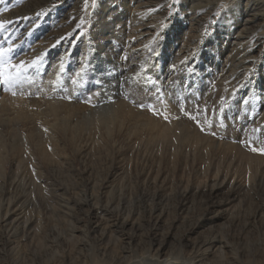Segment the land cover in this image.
Here are the masks:
<instances>
[{"label": "rangeland", "instance_id": "obj_1", "mask_svg": "<svg viewBox=\"0 0 264 264\" xmlns=\"http://www.w3.org/2000/svg\"><path fill=\"white\" fill-rule=\"evenodd\" d=\"M36 1L13 0L8 8L13 13H7V9L6 14L14 17L18 10L29 11L37 6ZM140 2L141 8L149 6L150 10L145 12L147 15L141 14L139 21L123 13L121 8L114 12L108 7L120 6L121 0H56V3L51 0L36 13H44V20L37 25L43 32L31 45L27 44L24 58H29L32 52L29 47L41 46L52 37L48 33L50 22L56 30L70 34L66 39L54 41L44 64L39 66L41 73H53L52 78L35 80L27 75L25 80L29 81L24 80L12 89L16 95L0 85V159H3L0 160L3 163V169L0 168V264H156L157 257L188 264L193 253L197 258L204 257L206 264H264V219L257 216L254 221H247L256 205L264 206V155L249 163L251 148L257 147L256 136L264 135V104L257 92L261 84H253L250 74L247 78L235 77L229 68L230 58H226L230 48L228 45L220 48L222 41L230 38L225 37V32L235 28L238 18L254 14L256 22L239 40L245 48L255 47L254 54L264 59V0ZM208 6L211 9L208 15L203 14L201 26L193 30L196 24L192 23L189 28L191 19H186V14L193 10L203 13ZM111 10L113 14L108 15ZM161 10H168V14L157 23L155 18ZM25 16L29 20L32 15ZM255 26H260V30ZM169 28L178 32L175 44L168 38ZM60 31L56 32L60 34ZM130 36L133 41H128L129 47H137V59L146 56L139 50L150 49L149 56L155 61H149L163 72V83L159 81L156 87L149 84L153 83V75H148L143 66L132 75L117 74L118 64L114 61L122 57L123 39ZM184 39L188 40L190 56L171 78L168 73L175 65L174 56ZM80 50L84 51L82 57ZM59 51H62L60 55ZM154 53H157L155 57ZM119 60L120 66L128 62L126 58ZM22 98L27 105L24 109L29 108V113L16 111ZM54 98L63 100L60 102L64 104L71 103L70 108L54 112L47 105ZM119 98L128 100L129 113L125 114L129 116L123 125L113 123V128L109 109ZM165 102L173 108L169 109ZM89 105L98 108L91 109ZM149 106L160 114H167L171 121L165 120L164 114H154ZM156 115L164 119L162 124ZM149 117L159 120L155 126L167 129L164 130L168 135L155 126L152 128ZM175 121L178 122L174 124ZM144 122L146 127L140 125ZM201 124L206 136L200 129ZM171 134L178 135L176 141ZM55 138L59 147L52 145ZM47 156H53L54 160H47ZM61 156L68 157L64 160ZM249 170L250 176L246 175ZM224 172L239 174L242 182L225 212L215 206L226 198L227 188H215V191L210 188L220 184L219 177ZM212 208L213 212H209ZM205 212L220 215L221 219L199 227ZM192 228L196 231L188 235ZM217 239L221 247L215 252L209 251V243Z\"/></svg>", "mask_w": 264, "mask_h": 264}, {"label": "bare ground", "instance_id": "obj_2", "mask_svg": "<svg viewBox=\"0 0 264 264\" xmlns=\"http://www.w3.org/2000/svg\"><path fill=\"white\" fill-rule=\"evenodd\" d=\"M20 1V0H19ZM49 1H51V0H38V1H36V3H35V5H37V6H34L32 9H30L29 11H24L23 10V13L20 11V10H18L17 12H16V15H14V17L13 16H10L9 14L10 13H13V12H11L8 8H9V6H11V4L13 3V0H4V3L3 4H0V20H6V21H11V24H9L8 25V29H7V32L6 33H4V34H0V40H2L3 38H4V36L5 35H8L9 36V38L12 40V42L13 43H15V44H17V45H19V47L16 49V53H18V54H14V56H13V62L15 63V62H18L20 59H24V60H31L34 56H36V55H39L40 53H42V52H45L46 50L47 51H49L50 49V46L51 45H53L54 46V41H56L57 39H61L62 37L63 38H67L68 37V35L70 34L69 32H62V31H60L59 29L58 30H56V27H54L53 26V24H52V22H50V30H51V32H48V33H52L51 35H52V37L50 38L49 36V40H47L46 41V43L45 44H43V45H41V46H31V47H29V50H31L30 52H31V54H30V56H29V58H24V52L26 51V49H28V47H27V44H30L31 45V43L36 39V38H38L39 36H41V34H42V28H40L39 26V23H41V21H43L44 19H43V17H44V13L43 14H36L40 9H41V7L43 6V5H45L47 2H49ZM55 1V3H56V0H54ZM33 2V1H32ZM127 2H128V4H127ZM61 3V2H60ZM59 3V4H60ZM143 3V2H142ZM193 3V2H192ZM52 4V3H51ZM51 4H49V5H51ZM140 4H141V2H140V0H138V2L136 1V0H121V4H120V6L119 5H114V6H108L110 9H112V10H115L114 12H117V10H119L120 8L122 9V11H123V13H128L127 15L129 16V17H136L137 19H138V17H140L141 16V14H146L147 15V13H145V12H147V10H150L148 7H140ZM144 4V3H143ZM167 4V3H166ZM21 5V4H20ZM23 5V4H22ZM27 5V4H26ZM55 5V4H54ZM157 5V4H156ZM165 5V4H164ZM167 5H169V4H167ZM194 5V4H193ZM200 4H198V6H199ZM247 5V3L245 4V6ZM24 6V5H23ZM28 6V5H27ZM87 6H88V4H87ZM30 7V6H29ZM46 7V6H45ZM151 7V6H150ZM168 7V6H167ZM13 8V7H12ZM22 8V7H21ZM28 8V7H27ZM194 8H195V5H194ZM206 8V7H205ZM6 9V10H5ZM10 11H8V10ZM25 9V8H24ZM211 9V7L210 6H208V8L202 13L201 11H200V13L199 12H197V11H192L191 13H189V14H186V16H187V18L186 19H191L190 20V22L191 23H189L190 24V27L189 28H191V26H192V23L193 24H196V26L194 27V29L193 30H195L196 29V27L198 28L199 27V25H200V21L202 20V19H204L205 18V16L206 15H208L209 14V10ZM13 10H15V9H13ZM26 10V9H25ZM28 10V9H27ZM112 10L110 11V13L108 14V15H112L113 14V12H112ZM6 11H8L7 13H9V14H6ZM159 11V10H158ZM166 11H168V10H161L160 11V13L156 16V18H155V20H156V22L158 23V22H160L161 20H162V17L163 16H165V17H167V12ZM238 11V10H237ZM245 11V10H244ZM258 11V10H257ZM18 13V14H17ZM149 13V12H148ZM151 13V12H150ZM156 13V12H155ZM32 15L31 17H30V19L29 20H25L24 18L26 17L25 15ZM191 14V15H190ZM203 14L205 15V16H203ZM87 15V14H86ZM143 15V16H144ZM149 15V14H148ZM24 17V18H23ZM28 17V16H27ZM142 17V16H141ZM145 17V16H144ZM242 17H245V19H242ZM49 18H55V16H51V17H49ZM136 18H134V19H136ZM147 18V17H146ZM149 18V17H148ZM147 18V19H148ZM11 19H14V20H11ZM43 19V20H42ZM48 19V18H47ZM73 19V18H72ZM133 19V20H134ZM136 19V20H137ZM143 19V18H142ZM128 20H129V18H128ZM132 20V19H131ZM69 21V20H68ZM138 21H139V19H138ZM142 21V20H141ZM239 21V22H238ZM47 23L46 24H49V22L48 21H46ZM153 22V21H152ZM254 22H256V18H255V15L254 14H252L251 16H248V15H244V16H240L239 18H238V20L235 22V28H232L230 31H228V33L227 32H225V37H230V38H228V39H226V40H223L222 41V44H221V47L220 48H223V47H226L227 45H228V48H230L229 50L231 51V53H229L228 54V56L230 55V57H226V58H230V63H231V66L229 67L230 68V70L234 73V75H235V77H237V78H239V77H241V78H247V76H248V74H250L251 76H253V77H251V79H252V82H253V84H257L258 83V86H259V83L261 84L260 86H261V88L260 89H258L259 91H257L258 93H260L261 94V96H262V103L264 104V62H258V61H261V60H264V59H261L258 55H255L254 54V52H255V47H253V46H251V47H247V48H245L244 47V45H243V42H242V40L240 41L239 40V37H242L243 35H244V33H245V31H249L248 29H250L253 25H252V23H254ZM130 23H132L131 21H130ZM136 23V22H135ZM137 24H139V23H137ZM144 24V23H143ZM142 24V25H143ZM202 24V23H201ZM262 24V23H261ZM37 25H39V26H37ZM89 25V24H88ZM149 25V24H148ZM159 25V24H158ZM233 25V26H234ZM35 26H37V27H35ZM132 26V25H131ZM135 26H137V25H135ZM201 26V25H200ZM258 26V25H257ZM257 26H255L256 27V30L257 29H259L260 30V26L257 28ZM264 26V25H263ZM72 27V26H71ZM101 27V26H100ZM99 27V28H100ZM145 27V26H144ZM158 27V26H157ZM33 28V29H32ZM35 28H38V29H35ZM65 28V27H64ZM133 28V27H132ZM135 28V27H134ZM152 28V27H151ZM155 28V27H154ZM66 29V28H65ZM175 28H169V30L171 31L169 34V36H168V33H167V35L166 36H168V38H169V40L172 42V43H174V38H175V33L176 34H178V32H176V30H174ZM134 30V29H133ZM133 30H131V32L133 31ZM156 30V29H155ZM155 30H153V31H155ZM255 30V31H256ZM56 31H60L59 33L60 34H58V32H56ZM123 31V30H122ZM157 31V30H156ZM189 31H191V30H189ZM140 32V31H139ZM147 33H149L148 31H146ZM146 32H145V34H146ZM151 32V31H150ZM194 32V31H193ZM196 32V31H195ZM260 32H263V29L260 31ZM55 33V34H54ZM122 33V32H121ZM140 34V33H139ZM191 34V33H190ZM196 34V33H195ZM259 33H256V37H259V35H258ZM45 35V34H44ZM50 35V34H49ZM62 35H66V36H62ZM123 35H125V34H123ZM128 35V34H127ZM130 35V34H129ZM134 36H135V34H133ZM133 35H131V36H133ZM140 35H142V34H140ZM143 35H144V32H143ZM154 35V34H153ZM197 35V34H196ZM125 37L124 39H123V42H122V44H124L123 46H125L124 48H125V50H123V52H122V57L121 58H119V59H122V58H126V59H128V62H127V64L125 65V66H123L122 64H121V66H120V60L117 58L114 62H116V65L118 64V66H116V68H117V70H118V73L117 74H119V76L120 75H122V76H128V74H133V73H135V71H136V69L139 67V66H143V68H145L146 69V71L148 72V75H150L149 73H151L152 75H153V78H152V81H153V83H150L149 82V84H153L154 85V87H156L157 86V84L159 83V81H163L164 80V78H163V72L161 71V69H159V67L158 66H156L155 64H153V63H151L149 60H153V62L155 61L154 60V58H153V56H149V51H150V49H148V47L147 46H149L148 45V43H146L147 44V49H144V47L142 48V50H139V51H141L142 53H143V55L144 54H146V56H143L142 58H139V59H137V56H138V50L136 49L137 47H129V44L133 41L132 40V37ZM138 35H136L135 37H137ZM149 36H152L151 35V33H150V35ZM184 36H185V33H184ZM192 36V35H191ZM253 36H254V32H253ZM261 36H263V35H261ZM145 37H147V36H145ZM176 37H177V35H176ZM194 37H196V36H194ZM248 37V36H247ZM44 38V37H43ZM121 38H123V37H121ZM139 38H140V36H139ZM187 38V37H186ZM190 38H192V37H190ZM41 39H42V37H41ZM42 40H44L45 41V39H42ZM41 40V41H42ZM121 40V39H120ZM135 40V39H134ZM145 40V39H144ZM130 43H129V42ZM141 41V40H140ZM142 41H143V39H142ZM188 41V40H187ZM185 39H184V41H182L181 43L182 44H180V46H179V53L177 54V55H175L174 56V62L173 63H175V66H176V68H174V69H171L170 71H169V73H168V75L169 76H171V78H174V74H176L177 73V70L179 69V68H181V66H183L184 65V60L186 59V57H188V56H190V49H189V47H188V42H187ZM191 41V40H190ZM121 42V41H120ZM138 42V41H137ZM149 42V41H148ZM42 43H43V41H42ZM65 43H66V41H65ZM149 43H151V42H149ZM191 43V42H190ZM38 44V43H37ZM63 44H64V42H63ZM139 44V43H138ZM145 44V45H146ZM175 44V43H174ZM72 45V44H71ZM52 46V47H53ZM62 46H64L65 47V45H62ZM51 47V48H52ZM67 47V46H66ZM145 47V48H146ZM151 48V47H150ZM155 48V47H154ZM157 48V47H156ZM151 49H153V48H151ZM81 50H83V49H81ZM81 50H80V52H81ZM184 50V51H183ZM154 51V50H153ZM82 52H84V51H82ZM80 53L79 54V56L80 57H82L83 56V53ZM27 53V52H26ZM25 53V54H26ZM60 53H62V51H59V55H60ZM258 53V52H257ZM64 54V53H63ZM155 54H157V53H154L153 55H154V57L156 56ZM140 55V54H139ZM121 56V55H120ZM58 57V56H57ZM59 57H61V56H59ZM117 57H119V56H117ZM194 57V56H193ZM117 60H119V61H117ZM195 62H196V59L194 58L193 59ZM156 61H159V60H156ZM185 61H187V60H185ZM228 61V62H229ZM256 61V62H255ZM43 64H44V60H43V62H42ZM171 63V62H170ZM170 63H169V65L168 66H170ZM192 63V62H191ZM259 63V64H258ZM172 64V63H171ZM202 64V63H201ZM54 65V64H53ZM52 65V66H53ZM212 65V64H211ZM226 65H227V62H226ZM55 66V65H54ZM41 67V66H40ZM226 67V66H225ZM161 68V67H160ZM227 68V67H226ZM41 70L42 69H39V71H37V70H35V69H32L27 75L29 76V77H31L32 79H35V80H38L39 78H44V77H46V78H52V75H54L53 73H41ZM53 70V69H52ZM169 70V69H168ZM227 70V69H226ZM45 70H43L42 72H44ZM50 71V70H49ZM224 71V70H223ZM40 72V73H39ZM55 72V71H54ZM260 74H259V73ZM220 73H222V72H220ZM56 74V73H55ZM228 74V73H227ZM58 75V74H57ZM218 75V74H217ZM222 75V74H221ZM229 75V74H228ZM225 76V75H224ZM233 76V75H232ZM231 76V77H232ZM220 77V76H219ZM227 77V76H226ZM234 77V78H235ZM249 77V76H248ZM143 78V77H142ZM170 78V77H169ZM45 79V78H44ZM162 79V80H161ZM28 80V79H27ZM27 80H25L26 82H27ZM166 80H169V79H166ZM217 80H218V78H217ZM228 80V79H227ZM230 80H231V78H230ZM234 80V79H233ZM236 80V79H235ZM238 80V79H237ZM236 80V81H237ZM29 81V80H28ZM112 81V80H111ZM219 81V80H218ZM225 81V80H224ZM32 82V81H31ZM147 82V81H146ZM165 82V81H164ZM167 82V81H166ZM165 82V83H166ZM234 82V81H233ZM233 82H231V83H233ZM163 83V82H162ZM220 83V82H219ZM221 83H223V82H221ZM220 83V84H221ZM235 83V82H234ZM168 84V83H167ZM226 84V83H225ZM228 84V83H227ZM230 84V83H229ZM41 85V84H40ZM165 85V84H164ZM215 85V84H214ZM147 86H148V84H147ZM226 86H228V85H226ZM232 86H233V84H232ZM231 86V87H232ZM25 87V86H24ZM59 87V86H58ZM169 87H171L170 86V84H169ZM168 87V88H169ZM223 87H225V86H223ZM229 87H230V85H229ZM230 87V88H231ZM238 87V86H237ZM139 88V87H138ZM234 88V87H233ZM136 89V88H135ZM226 89V88H225ZM224 89V90H225ZM228 89V88H227ZM232 89V88H231ZM256 90H257V87L255 88ZM138 90V89H137ZM230 90V89H229ZM135 91V90H134ZM137 92V91H136ZM227 92V91H226ZM229 92V91H228ZM231 92V91H230ZM54 93V92H53ZM129 93V92H128ZM139 93V92H138ZM137 93V94H138ZM189 93V92H188ZM224 93V92H223ZM18 94V93H17ZM40 94V93H39ZM230 94V93H229ZM229 94H227V96H229ZM53 96H55L56 97V94H54ZM138 96V95H137ZM226 96V97H227ZM20 97H21V95H20ZM60 97H62V96H60ZM117 97H119V96H117ZM136 97V96H135ZM165 97H167V96H165ZM170 97V96H169ZM209 97V96H208ZM222 97V96H221ZM225 97V98H226ZM11 98H13L12 96H11ZM11 98H10V100H11ZM57 98H59V96L57 97ZM57 98L55 99L54 98V100H53V102H52V100L51 101H49L51 104H48L46 101H44V102H46L47 103V105H49L48 107L49 108H51V109H53V111L54 110H56V109H59V108H64V109H68V108H70L69 107V105L71 104V103H69V105H68V103H66V104H64V103H61V102H63V100L61 101V99H60V101L59 100H57ZM6 99H8V98H6ZM120 99V98H119ZM133 99H135V98H133ZM164 99H167V98H164ZM170 99V98H169ZM192 99V98H191ZM191 99H189V100H191ZM4 100H5V98H4ZM3 100V101H4ZM168 100V99H167ZM166 100V101H167ZM219 100H220V98H219ZM19 101V100H18ZM26 101V100H25ZM25 101L23 100V98H22V100H20V102L19 103H17V109L18 110H16V111H19V112H21V114H25V112H26V110L28 109L29 110V108H26V110L24 109L25 107H27V105L25 106ZM128 101V100H127ZM126 101V102H127ZM5 102V101H4ZM10 102H12V101H10ZM38 103H40L39 101H37ZM43 102V101H42ZM126 102H124V100H121L120 99V101L119 102H117V103H115V104H113V105H111V107H110V116H109V120L111 121V125L113 124V123H116L117 125H118V123L119 124H121L122 122L124 123L126 120V116L128 115H126L125 114V112L126 113H129V111H128V108H127V103ZM134 102V101H133ZM215 102V101H214ZM213 102V103H214ZM226 102V101H225ZM251 102V101H250ZM36 103V102H35ZM45 103V104H46ZM166 103V102H165ZM172 103V102H171ZM173 103H175V102H173ZM182 103V102H181ZM230 103V102H229ZM44 104V103H43ZM93 104V103H92ZM133 104V106H134V103H132ZM160 104V103H159ZM37 106L39 105V104H36ZM109 105V106H110ZM158 105V104H157ZM163 103H161V106L163 107ZM165 105H167V107H169V109H171V107H172V105H170V103L168 102V103H166ZM179 105V104H178ZM247 105V104H246ZM90 106V105H89ZM171 106V107H170ZM258 106V105H257ZM46 107V106H45ZM90 107H92V106H90ZM132 107V106H131ZM160 107V106H159ZM166 107V106H165ZM164 107V108H165ZM32 108V107H31ZM39 108H41V106H39ZM98 108V107H97ZM96 108V109H97ZM99 108H101V107H99ZM108 108V107H107ZM125 108H127V111H125L126 109ZM134 108H135V106H134ZM173 108V107H172ZM197 108V107H196ZM261 108V107H260ZM91 109H95L94 107H92ZM95 109V110H96ZM210 109V108H209ZM28 110H27V112H28ZM31 110H33V108L31 109ZM31 110H30V112H31ZM49 110V109H48ZM99 110V109H98ZM108 110V109H107ZM135 109H133V111H134ZM173 110V109H172ZM172 110H170V111H172ZM203 110V109H202ZM201 110V111H202ZM264 110V109H263ZM35 111V110H34ZM38 111H39V109H38ZM43 111V110H42ZM64 111V110H63ZM92 111V110H91ZM130 111H132V110H130ZM144 111V110H143ZM168 111V110H167ZM220 111V110H219ZM55 112V111H54ZM67 112V111H66ZM83 112V111H82ZM134 112H136V111H134ZM138 112V111H137ZM136 112V113H137ZM145 113L144 114H146V111H144ZM163 112H165V111H163ZM263 112V111H262ZM29 113V112H28ZM27 113V114H28ZM34 113V112H33ZM35 113H40V112H35ZM131 113V112H130ZM133 113V112H132ZM148 114H149V112H147ZM20 114V113H19ZM31 114V113H30ZM150 114H151V112H150ZM162 114H164V113H162ZM162 114H160V115H162ZM170 113L168 112V115H169ZM171 114H173V113H171ZM177 114V113H176ZM179 114V113H178ZM177 114V115H178ZM194 114V113H193ZM214 114V113H213ZM35 115V114H34ZM137 115V114H136ZM139 115H142V114H139ZM138 115V116H139ZM152 115V114H151ZM150 115V116H151ZM165 115V114H164ZM167 115V114H166ZM195 115V114H194ZM263 115H264V112H263ZM27 116V115H26ZM129 116V115H128ZM147 117L149 116V115H146ZM173 115H171V117H172ZM176 116V115H175ZM180 116V115H179ZM197 116V115H196ZM196 116H194V117H196ZM203 116V115H202ZM207 116V115H206ZM209 116V115H208ZM207 116V117H208ZM212 116V115H211ZM210 116V117H211ZM258 116V115H257ZM143 117V116H142ZM154 117V116H153ZM159 118L160 120L162 119V120H164L163 118H160L159 116H157L156 115V117L155 118ZM162 117V116H161ZM169 117V116H168ZM182 117V116H181ZM187 117V116H186ZM216 117V116H215ZM261 117V116H260ZM263 117V116H262ZM24 118H25V116H24ZM129 118V117H128ZM155 118H152V117H149L148 118V121H149V124L151 125V126H153L152 128H154V126L156 125V126H158V123H163V121L161 120L160 122H156V121H154L155 120ZM174 118V117H173ZM176 118V117H175ZM174 118V119H175ZM191 118V117H190ZM202 118V117H201ZM252 118V117H251ZM108 119V118H107ZM142 119H144V118H142ZM171 119L172 118H170V120L169 119H167L168 121H171ZM213 119V118H212ZM214 119H216V118H214ZM213 119V120H214ZM29 120H31V119H29ZM129 120V119H128ZM138 120V122L139 123H141V117H140V120L139 119H137ZM185 120V119H184ZM188 119H186V121H187ZM195 120V119H194ZM207 120V119H206ZM217 120V119H216ZM255 120V119H254ZM262 120L263 119H261L260 121H261V123H262ZM25 121H27V119L26 120H24V122ZM110 121H108V122H110ZM145 121H147V118H146V120ZM179 121V120H178ZM178 121H175V123L174 124H176V122H178ZM220 121V120H219ZM107 122V121H106ZM127 122V121H126ZM165 122V121H164ZM208 122V121H207ZM256 122V121H255ZM254 122V123H255ZM259 122V121H258ZM257 122V123H258ZM123 123L121 124V125H123ZM145 123L146 122H144V124H140V125H145ZM148 123V122H147ZM167 123V122H166ZM201 123H203V122H201ZM224 123V122H223ZM107 124H109V123H107ZM149 124H147L148 126H149ZM161 124H159V127H160V125ZM168 124H170V123H168ZM179 123H177V125H178ZM219 124V123H218ZM230 124V123H229ZM260 124V123H259ZM31 125H33V124H31ZM114 125V124H113ZM112 125V127L114 128V126ZM117 125H116V127H117ZM203 124H201V126H202ZM231 125V124H230ZM21 126V125H20ZM24 126V125H23ZM155 126V127H156ZM162 126V125H161ZM179 126V125H178ZM182 126V125H181ZM186 126V125H185ZM197 126V125H196ZM224 126V125H223ZM227 126V125H226ZM253 126V129L255 128L254 126V124L252 125ZM258 126V125H257ZM262 126H263V128H264V121H263V123H262ZM108 127H111V126H108ZM145 127H146V125H145ZM150 127V126H149ZM149 127H147L148 129H149ZM192 127V126H191ZM209 127V126H208ZM251 127V126H250ZM20 128V127H19ZM19 128H17L16 127V129H18L19 130ZM157 129H159L158 127H156ZM174 128V127H173ZM182 128H183V130L185 129L183 126H182ZM197 128H199V127H197ZM231 128V127H230ZM40 129V128H39ZM155 129V128H154ZM156 129V132L158 131ZM165 128H163V129H159V131L161 132L162 130L163 131H165V130H167V129H165ZM194 129H195V127H194ZM201 129V128H200ZM199 129V130H200ZM206 129V128H205ZM204 129V130H205ZM229 129V128H228ZM250 129V128H249ZM257 129V128H256ZM172 130V129H171ZM199 130L197 131V132H199ZM244 130V129H243ZM153 131V130H152ZM180 131V130H179ZM208 131V130H207ZM256 131V130H255ZM176 132H178V131H176ZM201 132V131H200ZM200 132H199V135H200ZM202 132H203V130H202ZM201 132V137H202V134L204 133L205 134V132H203L202 133ZM248 132V131H247ZM254 132V131H253ZM165 134H167L168 135V133H166V131L164 132ZM171 133H174V132H171ZM179 133V132H178ZM185 133V132H184ZM183 133V134H184ZM207 133V132H206ZM231 133V132H230ZM257 133V132H256ZM175 134V133H174ZM179 134H181V133H179ZM169 135H170V133H169ZM187 135V134H186ZM207 134H205V136H206ZM222 135V134H221ZM166 136V135H165ZM171 136H172V138H176L175 139V141L177 140V137H178V135L176 136V137H173L174 135H172L171 134ZM180 136V135H179ZM184 136H185V134H184ZM184 136H183V140H184ZM188 136V135H187ZM247 136V135H246ZM252 136V135H251ZM51 138V135L49 136L48 135V138ZM191 137V136H190ZM208 137V136H207ZM258 139L256 140V142H255V144L257 145V147H263L264 146V135H258V136H256ZM49 138V139H50ZM54 138V137H53ZM53 138H51V140H53ZM169 138V137H168ZM180 138H182V137H180ZM185 138H186V136H185ZM202 138H204V137H202ZM221 138V137H220ZM251 138V137H250ZM56 139V138H55ZM170 139V138H169ZM173 139V140H174ZM179 139V138H178ZM189 139V138H188ZM194 139V138H193ZM210 139V138H209ZM83 140V139H82ZM82 140H80L81 141V144H82ZM182 140V139H181ZM191 140V139H190ZM195 140V139H194ZM196 141V140H195ZM209 141V140H208ZM212 142H213V140H211ZM225 141H227V140H225ZM52 143H54L53 141H51ZM50 142V143H51ZM56 142H57V139H56ZM55 142V144H52L53 146L54 145H56V144H58V142L56 143ZM85 142V141H84ZM184 142V141H183ZM185 142H186V140H185ZM184 142V143H185ZM188 142V141H187ZM186 142V143H187ZM190 142V141H189ZM194 142V141H193ZM224 142V141H223ZM50 143H48V144H50ZM60 143V142H59ZM183 143V144H184ZM192 143V142H191ZM197 143V142H196ZM200 143H201V141H200ZM203 143V142H202ZM204 143H206L205 141H204ZM47 144V145H48ZM84 144V143H83ZM86 144H87V142H86ZM115 144V143H114ZM113 144V145H114ZM190 144V143H189ZM227 144V143H226ZM230 144V143H229ZM78 145V144H77ZM204 145V144H203ZM56 146H58V145H56ZM79 146V145H78ZM88 146V145H87ZM86 146V147H87ZM206 146H208V144H206ZM230 146V145H229ZM248 146V145H247ZM59 147V146H58ZM61 147V146H60ZM185 147V146H184ZM202 147V146H201ZM253 147V146H252ZM254 147H256L255 145H254ZM46 147H44L43 149H45ZM199 148V147H198ZM250 148H251V145H250ZM42 149V150H43ZM53 149H55L56 150V148H52V150ZM188 149V148H187ZM57 150H58V148H57ZM0 151H2V150H0ZM44 151H46V150H44ZM60 151H61V148H60ZM64 151V150H63ZM176 151V150H175ZM50 153H51V151H49ZM49 152H47V153H49ZM55 152H57V151H55ZM190 152V151H189ZM250 152H252L251 153V159H249L250 161H249V163L250 162H254L255 160L257 161V159H260V158H262V156L264 155V154H261V153H259V152H253V151H250ZM5 153V152H4ZM47 153H43L44 155H49V154H47ZM172 153V152H171ZM186 153H187V151H186ZM53 154H56V153H53ZM57 154H59V153H57ZM193 154V153H192ZM247 154V153H246ZM50 155H52V154H50ZM69 155V154H68ZM194 155V154H193ZM1 156H2V154H1ZM6 156V155H5ZM5 156H4V159H5ZM56 156V155H55ZM63 156H65V155H63ZM186 156V155H185ZM56 157H58V156H56ZM55 157V159H57ZM62 157V156H61ZM68 157V156H67ZM67 157H62L64 160H65V158H67ZM133 157V156H132ZM191 157H193V156H191ZM239 157V156H238ZM249 157V156H248ZM35 158V157H34ZM44 158V157H43ZM47 158H48V156H47ZM49 158H51V157H49ZM49 158L47 159V160H49ZM131 158V157H130ZM194 158V157H193ZM2 159V158H1ZM0 159V160H1ZM12 159V158H11ZM33 159V158H32ZM51 159H53V156H52V158ZM34 160V159H33ZM32 160V161H33ZM54 160V159H53ZM58 160H60V159H58ZM2 161H3V159H2ZM1 161V162H2ZM61 161H63V160H61ZM182 161V160H181ZM193 161V160H192ZM255 161V162H256ZM0 162V163H1ZM36 162V161H35ZM53 162H55V161H53ZM52 162V163H53ZM173 162V161H172ZM240 162H242V161H240ZM258 162H259V160H258ZM261 162V161H260ZM39 163V162H38ZM60 163V162H59ZM106 163V162H105ZM245 162H243V164H244ZM1 164H2V166H1ZM0 164V168L2 167V169H3V163H1ZM12 164H13V162H12ZM242 164V163H241ZM242 164V165H243ZM255 164V163H254ZM261 164V163H260ZM40 165V164H39ZM245 165V164H244ZM33 166V165H32ZM175 166V165H174ZM33 168H34V166H33ZM236 168V167H235ZM247 168V167H246ZM245 168V169H246ZM254 168V167H253ZM244 169V168H243ZM248 169V168H247ZM252 168H250V170H251ZM231 170V169H230ZM249 170V172L246 174V175H248V176H250L251 175V171ZM7 171V170H6ZM226 172V171H225ZM225 172L223 173L224 175H222V177H219V178H221V181H220V184H215V185H211V191H215V188H216V190L217 189H224V188H227V196H226V198L224 199V200H221L220 201V203L219 204H217V206H215V208H218V209H221V210H223L224 212L225 211H227L228 209V206H229V203L234 199V197H235V195L238 193V189L239 188H241V186H242V182H240L239 181V179H238V175H235V172L232 174V175H230V174H228V175H230V176H228L227 174H225ZM227 172H229V170L227 171ZM253 172V171H252ZM219 173H220V171H219ZM218 173V174H219ZM230 173V172H229ZM217 174V173H216ZM237 174V173H236ZM220 175V174H219ZM216 176V175H215ZM214 176V177H215ZM213 177V176H212ZM214 177L213 178H211L212 180L214 179ZM217 177H218V175H217ZM16 178V177H15ZM147 178V177H146ZM216 178V177H215ZM17 179V178H16ZM20 179V178H19ZM214 180H216V179H214ZM213 180V181H214ZM15 181V180H14ZM203 181V180H202ZM217 181V180H216ZM248 181H250V180H248ZM34 182H36V180L34 181ZM212 182V181H211ZM13 183V182H12ZM215 183V182H214ZM217 183V182H216ZM35 185V184H34ZM45 185V184H44ZM199 185V184H198ZM201 185V184H200ZM40 186V185H39ZM206 185H204V187H205ZM42 187H43V185H42ZM188 187V186H187ZM196 188H198V187H196ZM40 189V188H39ZM43 189V188H42ZM44 189H45V187H44ZM183 191V190H182ZM240 191V190H239ZM254 191V190H253ZM187 192V191H186ZM237 196V195H236ZM76 198V197H75ZM3 199V198H2ZM11 199V198H10ZM4 202V201H3ZM10 203V202H9ZM9 203H7V204H9ZM9 206V205H8ZM22 206V205H21ZM230 209V208H229ZM207 211V210H206ZM209 212H213V208L211 209V211H209ZM209 212H205L204 214H205V219H204V222L202 223V224H199L198 226L200 227V225H205V224H207V223H209V224H215V223H217L220 219H221V217H220V215H217L216 214V216H214L215 214H209ZM8 213V212H7ZM203 214V215H204ZM251 215V219L250 220H247V221H254V219H256L257 218V216H259V218H261V219H264V206L262 207V206H260V205H256L255 206V208H254V210L252 211V213L250 214ZM152 217V216H151ZM4 219V218H3ZM28 219V218H27ZM239 221V220H238ZM25 223V222H24ZM23 223V224H24ZM26 224V223H25ZM24 224V225H25ZM25 226H27V225H25ZM24 227V226H23ZM196 231V228H192L189 232H188V235H190V234H192V233H194ZM103 233V232H102ZM187 235V234H186ZM72 236H73V234H72ZM224 236V235H223ZM223 236H221V238L223 237ZM227 240V239H226ZM46 241V240H45ZM203 241V240H202ZM43 243V242H42ZM160 243V242H159ZM197 243V242H196ZM220 242H219V240L217 239V240H214L212 243H209V246H208V250L209 251H213V252H215V251H217L218 249H219V247H221V245L219 244ZM261 244H263V243H261ZM160 247V246H159ZM159 247H157V249L159 248ZM260 247V246H259ZM197 248V247H196ZM261 248V247H260ZM160 249V248H159ZM199 249V248H198ZM206 249V248H205ZM195 250V249H194ZM55 251V250H54ZM200 251V250H199ZM190 252H192V251H190ZM198 252V251H197ZM203 252H205V251H203ZM153 254V253H152ZM203 254V253H202ZM212 254V253H211ZM223 254H224V252H223ZM206 256V255H205ZM153 257H155V256H153ZM203 257V256H202ZM236 257V256H235ZM188 258V257H187ZM189 263L188 264H206V262H207V260H206V262H205V260H204V257L203 258H197V256L193 253L191 256H189ZM187 260V259H186ZM152 261H153V258H152ZM155 261V260H154ZM150 262H151V260H150ZM258 262V261H257ZM94 264H104V263H94ZM148 264V263H147ZM153 264V263H152ZM156 264H181V263H178L177 261H175V260H170V259H166V258H163V259H161V260H158V257H157V263ZM208 264V263H207ZM261 264V263H260ZM263 264V263H262Z\"/></svg>", "mask_w": 264, "mask_h": 264}, {"label": "snow or ice", "instance_id": "obj_3", "mask_svg": "<svg viewBox=\"0 0 264 264\" xmlns=\"http://www.w3.org/2000/svg\"><path fill=\"white\" fill-rule=\"evenodd\" d=\"M3 3L4 0H0V4ZM9 24H11V21L0 20V34L7 32ZM61 39H63V37ZM18 47L19 45L13 43L8 35H5L4 38L0 40V85H3L5 89L9 91H12L14 87L24 82L27 78V74L32 69L39 71V66L43 62L44 57L47 55L46 50L45 52L34 56L31 60L20 59L18 62L14 63L13 56L14 54H18L16 53V49ZM171 67L174 69L176 66L172 65ZM12 95H16V92L12 91ZM67 98L71 99L70 96ZM140 107H143V105H140ZM149 110L153 111L154 114H160L152 106H149ZM163 118L167 120L168 116L165 115ZM192 119L196 118L192 117ZM196 122L198 125L200 124L199 120ZM201 130H203V126H201ZM45 131H47V129H45ZM212 134L215 135V133ZM251 151L264 154V147L257 148L253 146Z\"/></svg>", "mask_w": 264, "mask_h": 264}]
</instances>
